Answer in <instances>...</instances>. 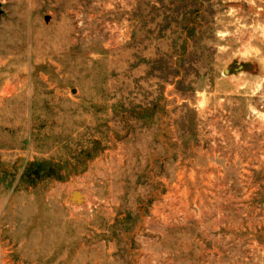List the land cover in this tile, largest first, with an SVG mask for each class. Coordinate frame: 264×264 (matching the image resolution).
Returning a JSON list of instances; mask_svg holds the SVG:
<instances>
[{
  "label": "rangeland",
  "instance_id": "1",
  "mask_svg": "<svg viewBox=\"0 0 264 264\" xmlns=\"http://www.w3.org/2000/svg\"><path fill=\"white\" fill-rule=\"evenodd\" d=\"M0 4V264H264V0Z\"/></svg>",
  "mask_w": 264,
  "mask_h": 264
},
{
  "label": "water",
  "instance_id": "2",
  "mask_svg": "<svg viewBox=\"0 0 264 264\" xmlns=\"http://www.w3.org/2000/svg\"><path fill=\"white\" fill-rule=\"evenodd\" d=\"M1 8H2V5L0 4V17L3 14V11ZM45 20H47V18ZM71 200L76 201L77 203H81L82 202V195L78 192H75L72 194Z\"/></svg>",
  "mask_w": 264,
  "mask_h": 264
}]
</instances>
